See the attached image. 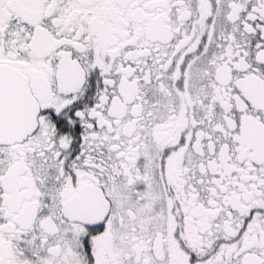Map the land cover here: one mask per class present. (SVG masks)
Returning a JSON list of instances; mask_svg holds the SVG:
<instances>
[{
  "label": "snow or ice",
  "instance_id": "1",
  "mask_svg": "<svg viewBox=\"0 0 264 264\" xmlns=\"http://www.w3.org/2000/svg\"><path fill=\"white\" fill-rule=\"evenodd\" d=\"M0 264H264V0H0Z\"/></svg>",
  "mask_w": 264,
  "mask_h": 264
}]
</instances>
